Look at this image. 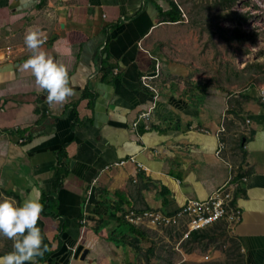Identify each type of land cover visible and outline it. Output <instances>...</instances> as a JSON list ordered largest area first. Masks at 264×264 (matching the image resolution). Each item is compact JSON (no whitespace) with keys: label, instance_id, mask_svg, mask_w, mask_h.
I'll list each match as a JSON object with an SVG mask.
<instances>
[{"label":"crops","instance_id":"0c3cea01","mask_svg":"<svg viewBox=\"0 0 264 264\" xmlns=\"http://www.w3.org/2000/svg\"><path fill=\"white\" fill-rule=\"evenodd\" d=\"M170 1L0 0V197H54L37 264H132L134 250L110 236L127 208L173 213L231 179L233 234L246 264H264L263 81L233 62L239 50L199 36L187 0L168 20ZM30 28L68 69L75 95L62 106L21 70Z\"/></svg>","mask_w":264,"mask_h":264},{"label":"rangeland","instance_id":"374dc122","mask_svg":"<svg viewBox=\"0 0 264 264\" xmlns=\"http://www.w3.org/2000/svg\"><path fill=\"white\" fill-rule=\"evenodd\" d=\"M186 4L182 6L186 15L195 21V26L202 28L199 36L209 34L212 46L218 44L216 39L226 50H239L233 62L242 63L245 70L253 67L263 84L264 40L259 42L256 33H248L242 27L246 16L235 11L233 0H187ZM253 46H260L255 56ZM222 225L210 228L208 237L203 239H194L190 234L185 236L187 223L184 220L173 225L143 226L149 241L143 240V247L135 253L132 264H246L238 240ZM11 248L12 241L0 237V252Z\"/></svg>","mask_w":264,"mask_h":264},{"label":"clouds","instance_id":"9594fccd","mask_svg":"<svg viewBox=\"0 0 264 264\" xmlns=\"http://www.w3.org/2000/svg\"><path fill=\"white\" fill-rule=\"evenodd\" d=\"M47 37L38 28H30L24 35L29 56L21 70L34 77L36 88L46 93L50 105H64L75 95L70 86L68 69L44 49ZM44 205L31 196L17 204L9 197L0 199V237L12 241V250L0 255V264H37L48 251L41 229L37 226Z\"/></svg>","mask_w":264,"mask_h":264},{"label":"built area","instance_id":"2783aa9c","mask_svg":"<svg viewBox=\"0 0 264 264\" xmlns=\"http://www.w3.org/2000/svg\"><path fill=\"white\" fill-rule=\"evenodd\" d=\"M233 7L237 13L246 16L243 28L248 33H256L259 42L264 40V0H233ZM259 49L260 46H253L252 54L257 55ZM7 57L8 55L4 54L0 48V62ZM151 79L152 75H144L140 77V82L154 92L153 98L155 99L158 95ZM259 102L264 107V83L259 89ZM144 115L145 113L140 114V116ZM223 148L224 144L221 143L217 151L218 156ZM243 181L247 179L243 178ZM237 188V181L231 179L206 198L187 200L180 209L173 213L166 214L152 208L129 207L123 214L129 222L142 226L173 225L184 220L187 223L185 236L193 231L205 230L218 224L225 225L228 231L233 233L234 226L242 217V210L234 200Z\"/></svg>","mask_w":264,"mask_h":264},{"label":"trees","instance_id":"16d2710c","mask_svg":"<svg viewBox=\"0 0 264 264\" xmlns=\"http://www.w3.org/2000/svg\"><path fill=\"white\" fill-rule=\"evenodd\" d=\"M169 5H170L169 6V11L167 12L169 14V19L168 20L177 21L181 17V15H180L181 12L176 7L175 2L173 0H171L169 2ZM65 161H66V156L63 153L60 152V154H59V165L60 166L64 165ZM117 194L122 196L119 193H117ZM0 196H1V190H0ZM54 200L55 199H54L53 196L44 195L42 197L41 203L44 205L43 213H50V211L48 209L52 206ZM100 201L102 203H104L106 200H100ZM117 225H119V228H115L112 231V233L110 234V236L115 238L117 240V242H120V243H122V244H124V245H126L128 247H131L136 254L139 253L141 251V247H143V245H142L143 240L144 241L148 240L147 239V233L143 229V226L134 224L132 222H129L127 219H125L124 214H121V215L118 216ZM121 226H123L124 228L121 227ZM222 226L224 227V225H222ZM212 227H210V228H212ZM210 228L205 229V230H201V231H193V232L190 233V237H192L194 239H203L205 237H208L207 231ZM11 250H12V248L7 250V251L0 252V255H3V254H5V253H7V252H9Z\"/></svg>","mask_w":264,"mask_h":264},{"label":"bare ground","instance_id":"6f19581e","mask_svg":"<svg viewBox=\"0 0 264 264\" xmlns=\"http://www.w3.org/2000/svg\"><path fill=\"white\" fill-rule=\"evenodd\" d=\"M253 56H255V54H253ZM250 58H252V56H250Z\"/></svg>","mask_w":264,"mask_h":264},{"label":"water","instance_id":"95a60500","mask_svg":"<svg viewBox=\"0 0 264 264\" xmlns=\"http://www.w3.org/2000/svg\"><path fill=\"white\" fill-rule=\"evenodd\" d=\"M18 64V63H17ZM86 251V249L84 250V252Z\"/></svg>","mask_w":264,"mask_h":264}]
</instances>
